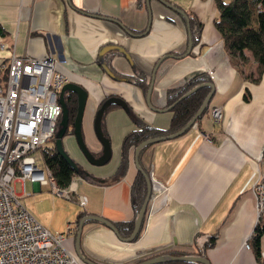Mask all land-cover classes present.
<instances>
[{
	"label": "crops",
	"instance_id": "1",
	"mask_svg": "<svg viewBox=\"0 0 264 264\" xmlns=\"http://www.w3.org/2000/svg\"><path fill=\"white\" fill-rule=\"evenodd\" d=\"M163 1L201 24L198 43L187 56L181 55L187 48L188 23L157 0H0V43L5 46L0 64L10 52L42 58L52 50L50 39H55L56 52L64 57L56 70L87 92L82 137L95 157L101 155V146L93 119L108 96L122 98L132 115L149 126L166 129L171 119V110L156 112L147 107L140 87L114 81L104 73L99 62L103 48L113 47L104 53L103 61L117 75L131 77L138 71L148 85L161 59L150 94L154 109L167 108L168 89L181 86L195 73L208 76L214 93L195 126L140 154L139 166L152 181V199L137 237L125 243L106 227L86 223L80 250L98 264H131L161 252L194 253L198 237L215 235L213 246L204 251L209 264H258L251 243L259 223L264 264V217H257L252 191L264 146V72L257 75L250 53H245L246 62L234 64L224 51L213 23L218 17L215 0ZM115 47L124 49L132 64ZM213 107L222 109L219 123L211 119ZM136 127L120 107L106 112L102 130L114 158L101 169L88 166L73 136L64 137L68 156L100 183L78 176L71 182L76 193L86 198L83 216L96 215L112 223L135 219L131 185L138 171L134 149L122 158L121 142ZM29 183L34 191L40 190ZM75 234L76 226L64 239L71 254Z\"/></svg>",
	"mask_w": 264,
	"mask_h": 264
},
{
	"label": "built area",
	"instance_id": "2",
	"mask_svg": "<svg viewBox=\"0 0 264 264\" xmlns=\"http://www.w3.org/2000/svg\"><path fill=\"white\" fill-rule=\"evenodd\" d=\"M4 49L0 43V51ZM62 59L52 50L42 58L10 52L6 62L0 64V264H81L63 247L64 234L51 233L38 224L20 206L14 190V184L20 183L24 194L26 180L39 187L49 183L55 194L73 198L83 208L86 205V198L76 194L74 183L66 189H58L49 170L46 167L39 170L32 157L33 152L42 150L51 141L60 120L58 94L68 83L56 70V66L64 62L63 55ZM210 116L214 123H219L222 109L213 107ZM204 139L211 142L207 136ZM262 165L264 146L252 185L258 219L264 217ZM73 230L67 225L66 235Z\"/></svg>",
	"mask_w": 264,
	"mask_h": 264
},
{
	"label": "trees",
	"instance_id": "3",
	"mask_svg": "<svg viewBox=\"0 0 264 264\" xmlns=\"http://www.w3.org/2000/svg\"><path fill=\"white\" fill-rule=\"evenodd\" d=\"M218 8V17L214 20V27L218 32L220 39L223 44L224 51L227 53L229 58L234 64H241L246 62L248 59L245 53H250L252 60L256 65L257 75H261L264 72V0H215ZM189 34L192 43V47L198 43L197 36L199 34L201 24L198 23L193 17L187 16ZM176 55L175 53H171ZM110 66L109 64H107ZM110 68V67H109ZM110 70L118 78H124L127 83L140 87L145 94L148 88V82L145 76L134 71V75L131 77H121L117 75L111 68ZM211 80L204 73H195L191 75L181 86L168 89L165 92L166 95V107L175 103L185 93L193 89L194 87L210 83ZM209 88H203L195 93L191 94L187 98L177 103L171 110V119L166 129H159L147 124L141 123L135 116L132 115L130 109L128 114L132 121L137 125L135 129L128 132L122 139L121 142V156L125 158L127 151L131 148L134 149L141 142L148 139L157 137H164L174 134L180 131L187 123L195 116L198 109L200 108L203 100L209 93ZM109 97L100 102V105ZM65 103L68 109V130L65 136L72 135V124L76 114V97L73 94L66 95ZM117 107L116 105L109 106L106 112L110 109ZM204 110L203 114L206 112ZM103 115V117H104ZM102 117V121H103ZM201 117V116H200ZM200 117L198 119H200ZM59 122V121H58ZM58 124L56 126L57 130ZM102 128V123H101ZM103 131V130H102ZM188 131V130H187ZM186 131V132H187ZM51 146L43 148L41 150L45 167L49 170L52 179L58 189H66L70 183L77 176L75 171L65 162V160L56 152L54 148V136L52 137ZM152 146V145H150ZM77 147V146H76ZM149 146L143 148L138 155V164L140 154ZM78 149V148H77ZM79 151V149H78ZM80 152V151H79ZM74 161V160H73ZM75 162V161H74ZM76 163V162H75ZM78 169L81 171V176L85 177L82 172L83 167L76 163ZM141 168V167H140ZM142 169V168H141ZM143 170V169H142ZM145 173L147 171L143 170ZM87 180L93 181V183L100 184L99 180L93 176L85 177ZM146 194V183L141 173L137 172L134 181L131 185V199L134 206L135 215H137ZM84 213H81L77 222L83 217ZM141 222L140 229L142 227ZM94 223V222H86ZM85 223V224H86ZM116 229L118 236L121 239L128 238L133 231L134 220L130 222H119L112 223ZM139 229V231H140ZM263 232V226L258 223L254 230L252 237V248L258 264H263L261 260V253L259 249L260 237ZM215 242V235L200 236L196 240V251L194 253H188L184 251H169L165 252L173 256H185V255H196L204 256V251L207 248L213 246ZM167 264H199V263H167Z\"/></svg>",
	"mask_w": 264,
	"mask_h": 264
},
{
	"label": "water",
	"instance_id": "4",
	"mask_svg": "<svg viewBox=\"0 0 264 264\" xmlns=\"http://www.w3.org/2000/svg\"><path fill=\"white\" fill-rule=\"evenodd\" d=\"M157 1H159L162 5H164L166 8L170 9L171 11L176 13L177 15L182 16L185 19V21L188 23V18L186 17L184 12L176 9L175 7H173L172 5H170L166 1H163V0H157ZM114 22L117 23L121 27V25L117 21H114ZM123 30L128 35L133 36L130 31H128L126 29H123ZM147 31H148V28L146 29L145 33ZM187 32H188L187 48H186L185 53L181 55L182 57L187 56L190 53L191 48H192V43H191V39H190L188 26H187ZM139 36L140 35H138L137 37H139ZM112 48L113 47L107 46L100 51V53H99L100 66H101L102 70L104 71V73L110 79H112L114 81H120V82H126L127 83V81L124 78L116 77V75L110 70V68L103 61L104 53L106 51H108L109 49H112ZM116 49L119 50V52L129 62V64H132V61H131L129 54L124 49H122V48H116ZM160 61H161V59H160ZM160 61H158L154 67V71L151 74V81H150V83L148 85V89L146 91V105L148 108H150L156 112L170 111V110H172V108L177 103H179L183 99L187 98L191 94L195 93L196 91L203 89V88H209L210 91L207 94V96L205 97V99L203 100V102H202L200 108L198 109L197 113L195 114V116L180 131H178L174 134L168 135V136L148 139L146 141L141 142L139 145H137L134 148V164H135L137 171L139 173H141L145 179L146 194H145L144 201H143V203H142V205H141V207H140V209H139V211H138V213L134 219L133 231L128 238L121 239L118 236L116 229H115L114 225L112 224V222H110L109 220H107L105 218L96 216V215H85L78 221V223H76V225H75L76 226V234H75V241H74V256L77 258V260L81 264H98V263L86 258L80 250V240H81L82 228L86 222H94V223H98V224L106 227L120 241L125 242V243L132 242L137 237L141 222H142V220L146 214L147 206L149 204L151 193H152V185H151L150 176L148 173H145L140 168V166L138 164L139 152L147 146L154 145L156 143H160L163 141L172 140V139H175V138L181 136L182 134H184L187 130H189L193 126V124L198 120V118L200 116H202L204 110L206 109V107H207V105H208V103H209V101H210V99L214 93V85L211 82L210 83H204V84H201V85L194 87L193 89H191L190 91L185 93L180 99H178L175 103H173L169 107H167L163 110L154 109L150 104V94H151L152 86H153L154 72H155L158 64L160 63ZM68 94H73L76 97V102H77L76 114H75L73 124H72V135H73L74 141H75L76 146L79 149L81 155L86 160V162L89 165L94 166V167L104 166L111 159L112 153H111L110 142H109L108 138L104 135L102 128H101L102 117H103L106 109L111 105H116V106L120 107L123 111L128 113L129 107L122 98L117 97V96H113V97H109L108 99H106L100 105V107L96 110L95 115H94V119H93V132H94L96 140L99 142V144L101 146V155L99 157H95L92 154V152L87 148V146L83 140V137H82V118H83V113H84L86 100H87L86 90L84 88H82L81 86L76 85L74 83H66L60 89L59 94H58V102L61 106V115H60V120L58 122L57 130H56L55 135H54L53 145H54L56 152L75 171L76 175L80 178L82 177L83 179H86L85 177H89L92 175H90L87 171H85L83 169L82 172L85 174V177L81 176V171L78 169V166L68 156V154L65 152V150L63 148V139L66 135V131L68 130V109H67V106L65 103V98H66V95H68ZM176 262L209 264L204 256H196V255L173 256V255H170V254L165 253V252L157 253V254L149 257V258L137 261V262L132 263V264H167V263H176Z\"/></svg>",
	"mask_w": 264,
	"mask_h": 264
},
{
	"label": "rangeland",
	"instance_id": "5",
	"mask_svg": "<svg viewBox=\"0 0 264 264\" xmlns=\"http://www.w3.org/2000/svg\"><path fill=\"white\" fill-rule=\"evenodd\" d=\"M49 146H51V143L48 142L45 145V148ZM63 148L69 155L70 153L66 146H64V144ZM32 157L35 160L36 167L39 170H45V164L43 161L41 150L39 149L33 152ZM113 158L114 155H111V159L108 163H112ZM88 166L94 169H101L102 167H104H93L89 164ZM83 183L85 182L83 181ZM14 190L16 195L18 196L17 201L20 206L23 207L36 220L38 224H40L43 228L51 233L56 232L64 234V239L67 237L66 226L70 225L71 229H74L78 216L84 211V208L81 207L75 199H66L55 194L53 192L52 185L49 183L46 186L40 187L39 191H34L29 181L26 180L24 184L23 196L20 195L22 193L20 183L14 184ZM76 194L78 195L79 193ZM62 245L64 247V240L62 241Z\"/></svg>",
	"mask_w": 264,
	"mask_h": 264
},
{
	"label": "bare ground",
	"instance_id": "6",
	"mask_svg": "<svg viewBox=\"0 0 264 264\" xmlns=\"http://www.w3.org/2000/svg\"><path fill=\"white\" fill-rule=\"evenodd\" d=\"M50 45H51V49H52V51L56 52L59 46L57 45L55 39H50ZM59 59H60L61 61L63 60L61 54H59Z\"/></svg>",
	"mask_w": 264,
	"mask_h": 264
}]
</instances>
